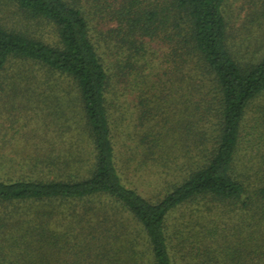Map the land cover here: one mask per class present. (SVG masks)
Instances as JSON below:
<instances>
[{
	"label": "trees",
	"instance_id": "16d2710c",
	"mask_svg": "<svg viewBox=\"0 0 264 264\" xmlns=\"http://www.w3.org/2000/svg\"><path fill=\"white\" fill-rule=\"evenodd\" d=\"M263 136L264 0H0V264H264Z\"/></svg>",
	"mask_w": 264,
	"mask_h": 264
},
{
	"label": "rangeland",
	"instance_id": "374dc122",
	"mask_svg": "<svg viewBox=\"0 0 264 264\" xmlns=\"http://www.w3.org/2000/svg\"><path fill=\"white\" fill-rule=\"evenodd\" d=\"M246 6H247V5H246ZM244 13H245V11L243 12V14H244ZM227 16H228V18L230 19V21L233 20V17H235V11H234L232 8H228V9H227ZM1 104L4 105L3 102H1ZM252 113H253V114H252ZM254 113H255V108L252 106V107L250 108V111H249V113H248V117H247V119H248L247 124H248L249 126L254 124V121H253ZM260 128H262V127H260ZM262 129H263V128H262ZM259 130H260V129H259ZM74 132H76V131H74ZM263 138H264V136H263ZM263 138H262V139H263ZM226 233H228V231H227ZM243 261H245L244 258H243ZM240 264H241V263H240Z\"/></svg>",
	"mask_w": 264,
	"mask_h": 264
}]
</instances>
